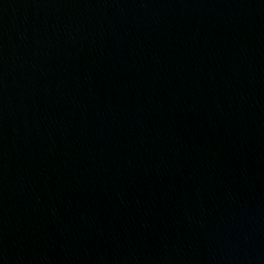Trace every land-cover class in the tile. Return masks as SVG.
<instances>
[{
  "label": "water",
  "instance_id": "1",
  "mask_svg": "<svg viewBox=\"0 0 264 264\" xmlns=\"http://www.w3.org/2000/svg\"><path fill=\"white\" fill-rule=\"evenodd\" d=\"M0 264H264V0H0Z\"/></svg>",
  "mask_w": 264,
  "mask_h": 264
}]
</instances>
